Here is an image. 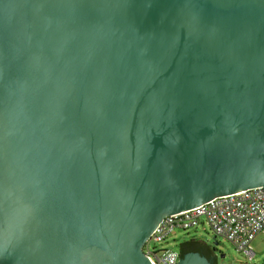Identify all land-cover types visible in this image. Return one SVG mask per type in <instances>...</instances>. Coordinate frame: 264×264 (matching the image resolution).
I'll return each mask as SVG.
<instances>
[{
	"label": "water",
	"instance_id": "water-1",
	"mask_svg": "<svg viewBox=\"0 0 264 264\" xmlns=\"http://www.w3.org/2000/svg\"><path fill=\"white\" fill-rule=\"evenodd\" d=\"M263 184L264 0H0V264H154Z\"/></svg>",
	"mask_w": 264,
	"mask_h": 264
},
{
	"label": "built area",
	"instance_id": "built-area-1",
	"mask_svg": "<svg viewBox=\"0 0 264 264\" xmlns=\"http://www.w3.org/2000/svg\"><path fill=\"white\" fill-rule=\"evenodd\" d=\"M206 224L216 237L232 242L247 258L254 255L250 242L264 231V184L214 196L196 206L164 215L142 245L154 264H177L179 251L159 247L173 231Z\"/></svg>",
	"mask_w": 264,
	"mask_h": 264
},
{
	"label": "rangeland",
	"instance_id": "rangeland-1",
	"mask_svg": "<svg viewBox=\"0 0 264 264\" xmlns=\"http://www.w3.org/2000/svg\"><path fill=\"white\" fill-rule=\"evenodd\" d=\"M211 232L208 225L203 224L195 228L178 229L170 234L168 239L158 245L159 247L180 250L181 243L188 240H201L205 245H213L217 241V255L219 264H264V231L257 234L250 242L254 255L247 258L243 251L237 250L236 246L229 240L216 237ZM223 255V257H221Z\"/></svg>",
	"mask_w": 264,
	"mask_h": 264
},
{
	"label": "flooded vegetation",
	"instance_id": "flooded-vegetation-1",
	"mask_svg": "<svg viewBox=\"0 0 264 264\" xmlns=\"http://www.w3.org/2000/svg\"><path fill=\"white\" fill-rule=\"evenodd\" d=\"M158 215L156 214L154 216V219ZM216 239V238H215ZM0 243H3L2 240H0ZM197 250L195 252L199 253L201 256L205 257L206 260L208 261L209 264H219L218 261V255H217V247L215 244L209 246V245H204L201 242H198L197 244ZM191 252V251H190ZM194 252V251H192ZM189 253V252H188Z\"/></svg>",
	"mask_w": 264,
	"mask_h": 264
},
{
	"label": "trees",
	"instance_id": "trees-1",
	"mask_svg": "<svg viewBox=\"0 0 264 264\" xmlns=\"http://www.w3.org/2000/svg\"><path fill=\"white\" fill-rule=\"evenodd\" d=\"M199 241L197 240H188V241H184L182 242L181 246H180V254L181 256L188 253V252H192V251H196L197 250V244Z\"/></svg>",
	"mask_w": 264,
	"mask_h": 264
}]
</instances>
